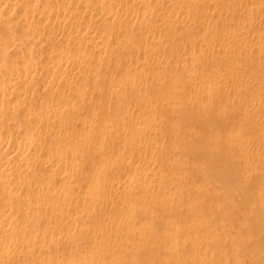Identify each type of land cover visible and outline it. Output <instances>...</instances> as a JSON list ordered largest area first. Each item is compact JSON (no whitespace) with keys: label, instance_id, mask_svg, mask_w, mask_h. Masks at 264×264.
<instances>
[{"label":"bare ground","instance_id":"1","mask_svg":"<svg viewBox=\"0 0 264 264\" xmlns=\"http://www.w3.org/2000/svg\"><path fill=\"white\" fill-rule=\"evenodd\" d=\"M16 1L7 0L0 7L1 26L7 22V19L4 18L13 15V8L18 5L14 4ZM53 1L52 8L47 5V2L43 1L47 5L45 6L39 0H30L32 8L28 10L24 9L28 12V15H22L18 25L24 31L26 29V33L24 32V35H20L19 38L17 37L16 41L13 40L14 38L12 41L7 40V42H2L3 38L0 40L2 43L0 45H4V48L1 46L3 49L0 48L2 49L0 50V80H2L1 78L7 79L0 81V264H48L52 255H50L51 251L56 252L57 247L63 242L66 243V240L73 242L77 235V238L79 237V234H75L78 229H81L78 221H68L70 215L63 216V211L66 212V209H70L76 212L78 203L79 205L80 203L86 205L90 204L91 199L94 197H106L107 194L103 196V192H107L108 196L106 200H101L98 203L99 205L96 204V207H101L100 210L105 204H114V208H117V206H120V208L121 206L125 207L124 212L122 208L120 209L123 213H120V211L117 213V220L127 224H132V216L136 212H163L165 209L182 206L185 194L181 190L168 191L167 194L169 195L166 199H160L154 195V192L165 191L164 189L168 188L174 180L178 182L179 178L184 177L186 173L183 170L182 163L173 155L171 156L166 153L168 150L172 151L173 149L174 153L177 149H182L180 144H175L174 142L178 138L179 127L174 121L172 123L171 120L177 119L182 111L187 113L190 116L189 118L196 119L195 111L200 108L205 110L203 105L193 99H187L186 101L179 99L181 93L179 90L174 89L167 94L165 99L150 101L144 93H155L157 89V86L153 83L154 78L148 74L149 68L153 65V63H149L152 60L153 47L148 46L149 41L147 42V40L140 43L135 42L131 38H121V35L125 31L132 37L141 35L152 24L158 29L164 28L167 31H170L175 25H189L192 27L195 24L197 25V20L194 23L193 19L185 18L181 13L183 10H186L185 4H168L166 6V13L155 15L149 10L137 9L134 5L146 7L155 5L160 8L161 6L164 7L165 3H168V0H128V3L134 4L132 6L128 5V3H123V0H59V3L63 4L62 6L58 5L56 0L55 2ZM192 1L199 2L200 6L205 5L204 8L200 7V9L209 10L207 13L211 12L210 10L231 5L230 2L226 4L225 0ZM24 4L22 3V5ZM73 7L78 8L80 11L75 8L77 12L75 10L73 12ZM19 9H16L17 12ZM200 9L197 10L196 8L198 14ZM245 9H248V13L253 17L245 21H238L237 31H232L231 29L221 31V33L219 31V39L223 44L221 46L232 54L237 53L234 47L242 49L243 55L246 58L249 57L250 62H252L251 55L255 53L257 56L254 59H256L255 62L259 65L258 69L260 70V68L264 67V33L255 40H251L250 36L252 35L249 34L248 30L250 25L256 24L261 13L264 12V2L261 5L255 4ZM21 10H23V7ZM245 11L247 12V10ZM17 12L16 15L19 13ZM196 12L194 10V13ZM209 14L211 15H207L211 16V18L205 16V14L203 17L212 19V13ZM201 16L202 12L199 17ZM195 17L198 18V16ZM213 20L215 19L213 18ZM209 21L208 27L212 24L211 20ZM9 24L7 25L9 26ZM252 27L254 28V26ZM103 29L107 34L106 38H103ZM18 30L21 34L19 28ZM212 30L213 32H211L214 35L215 32H218V29L215 31L212 28ZM9 31L11 32V29ZM9 31L5 30V32ZM206 31L205 29V33H207ZM57 35L63 36V39L66 38V46L62 45L63 39L62 42L61 40L59 42V44L62 43L61 45L65 47L64 49L61 47L57 48L56 44L58 45V43L54 44V41H57L55 40ZM200 35L198 38L201 41H203L202 38H207L204 32ZM203 35L204 37H202ZM107 36L108 43H106ZM207 36L211 38V35L208 34ZM151 37L148 36V38ZM212 38L214 37L212 36ZM152 39L155 40V38ZM161 39L158 38L156 41L158 46H161L164 42ZM219 39L218 41H220ZM218 43L220 44V42ZM87 44L90 47L92 46V49L102 57L101 64H103V61L107 64L113 61L119 63L121 57H114L117 50L139 54L141 56L139 57L145 61H143L141 69L135 70L134 75L136 74L141 80L146 75L149 78L146 77L144 83L141 84L119 80L114 84L112 83V85H108V87L110 86L108 88V93L110 94L106 93V95H111L114 100L112 101L118 107L105 104L109 101L103 103V94L99 97L97 96L98 94L100 95L103 88H99L96 92L97 99L93 93H90V88H84V85L87 87L88 84H84L83 88L79 86L78 75L82 73L81 71L88 70L91 64H89V57L78 56L79 52H77V57L72 55V47ZM114 45H116L115 50ZM70 48L72 51H70ZM39 49L46 51V54H53V56L49 58V55L47 57L45 55L46 59L41 62L42 52ZM238 57L241 58L242 55L241 57L238 55ZM99 58L97 59L99 60ZM94 69H90L91 73L94 72V74L92 73L93 76L89 78L90 84L91 79L96 83L95 79L99 76V71H97L98 75L96 76L97 73ZM97 70L99 69L97 68ZM73 72H77L78 75L75 73V76ZM44 74L49 79L45 78L47 82L45 81L46 83L41 84L39 87L37 82L41 77L43 78ZM71 74H74V77H71ZM232 75L229 72H215L212 76L214 91L223 94L229 93L233 98L244 97L243 102L249 108L248 111L243 110L234 101L227 100L226 105L232 110H237L243 116V119L259 121V126H261L262 123L264 124V111L262 114L259 106L264 100V87L262 88L263 96H259L258 94L257 96L250 97L247 96V88L244 86H230L231 83L217 81L218 79L231 81L234 78ZM258 75L256 74L253 78L248 79L245 82L247 86L259 90L261 83L259 84V77H256ZM262 76L264 75L262 74ZM41 82L43 83L42 80ZM19 85H22L21 87L24 85V87L21 88ZM89 86L93 87L92 85ZM105 88L107 89V87ZM203 88L206 89L204 85H197V89ZM54 89H58L62 95L64 93H76L77 96L78 94V103L73 105L70 101L71 98L67 99L68 95L60 99L57 92L54 95ZM51 94L55 96V99L57 97V99L52 101V97L49 96ZM17 98L23 99L18 103ZM40 99L44 100L39 101ZM73 99L75 97L72 98V102ZM87 100L89 101L86 103L88 107L90 104V106L97 108L92 112L93 117H98L99 114L103 116L100 126L93 125L95 123L93 122L95 121L93 117V123L88 120L90 112L88 113L86 107L84 109L77 106L79 103L80 106L82 102ZM125 100L127 101L124 102ZM133 101L138 102L139 105H133ZM34 102H38V104L35 103L37 105L36 108L31 105ZM128 104H132V106ZM103 105L105 106L103 107ZM32 106L34 109H31ZM159 111L164 114V118L156 116ZM166 117L170 118V120H166ZM78 120L82 125L77 124ZM25 126L29 128V131L24 136L19 137L17 135L18 132ZM261 128L263 127L261 126ZM241 131V126L232 129L227 135V140H235L239 137ZM260 137H251L244 143L236 144L240 152H250V150L259 148L254 152L255 155L250 153L251 155L246 158L248 165H254L256 159H259V162L264 161V147H261L264 143H262L264 135L263 138ZM94 139L100 141L99 143L97 141L96 154L101 156L103 154V159L101 157L102 160L97 165L98 167L92 170L91 176L87 175L92 181H95L96 185L89 187L85 193L86 195L84 197L81 195L82 198H79L74 194L73 190L79 187L80 183L86 179V176L79 170V166L86 162L87 159L90 160L92 158L91 156L87 158V149L91 150V148H95L91 147L92 145L94 146ZM165 140L171 141L165 144ZM115 150H117L119 156L117 155V158H115L116 161H109L108 157L106 158L105 156L108 151L112 153ZM113 155L110 154V156ZM113 157H111L112 160ZM126 160L129 162V165L133 166L132 178L124 182L118 176L112 178L117 169L128 165L125 164ZM96 163H94V166H96ZM162 165L168 169V172L171 171L166 181H160L154 175V172L159 171L158 167ZM43 173H48V175L44 176ZM259 173H261L260 170ZM178 175L180 177H178L177 181ZM263 177L264 173L262 175L259 174V184H261ZM54 178H57L58 181L61 180V183L65 181L71 190H68V188L63 189V185L58 186L60 189L56 188L53 185ZM248 178L249 176L247 175L243 177V180L247 181ZM259 190L257 199L259 202H264V190ZM209 193L211 195V192L205 187L198 188L197 190V194L200 196L207 195L206 197H209ZM134 204L137 207L132 206ZM96 207L92 208V211H97ZM210 207L209 209L215 210V208ZM81 213L83 214L84 212ZM56 216L61 218L60 221L62 223L68 222L69 231L72 232L70 236L68 232L65 233L67 235L65 241L63 240L64 232L60 230L61 228L56 227V224L53 225L54 221L58 223L55 220ZM197 220L200 226H206L203 217L198 216ZM259 221L262 223L260 219ZM148 227L146 223H142L140 220L136 233L141 235L146 232ZM260 227L259 237L264 236V227L263 225ZM102 232V230L96 229V231L90 230L89 233L96 237L103 235ZM224 232L225 236L228 237L225 240L213 238L212 235H208L207 233L201 237L189 235L187 239L194 246L201 245L203 238L211 240L217 246L234 247L238 245L236 247L239 248L240 252V248L242 249V245L244 246V241L239 239V237L235 238L233 236V229L231 228H225ZM42 233L45 235H41ZM177 249L174 245L169 247L170 252H175ZM263 255L259 254V257H261V262L259 263L261 264H264ZM59 258H56L58 260L55 264H107L103 263V258L97 254L89 257V260L86 257H80L79 259L77 257L69 258L66 261ZM238 260L233 261L227 256H222L217 259V262L219 264L244 263L241 259ZM202 261L194 259L191 264H203Z\"/></svg>","mask_w":264,"mask_h":264},{"label":"rangeland","instance_id":"2","mask_svg":"<svg viewBox=\"0 0 264 264\" xmlns=\"http://www.w3.org/2000/svg\"><path fill=\"white\" fill-rule=\"evenodd\" d=\"M16 1V0H15ZM21 1V3H20ZM30 0H17L16 3L18 4L14 10L13 8V15L7 16L4 19H7L6 23L1 26L0 25V40L3 38V41L10 40L12 41L19 38L20 35H24L26 32V29H21L19 25V20L22 18V15L27 16L28 12L26 10L32 8V4L29 2ZM42 4L47 2V5L49 7H52V0H39ZM44 1V2H43ZM57 4L61 5V2L59 3V0H56ZM228 4V2L231 3L229 7L226 5L225 7L216 8L214 10H210L212 13V19H206L205 16L211 15L207 13L209 10L200 9V7L204 8L205 5L200 6L201 4L196 1L192 0H168V3L160 8L155 5H149L148 7L143 5H137L136 6L133 3H128V0H123V3H128V5L132 6L134 5L135 8L140 10H149L155 15H161L162 13H166L167 5L173 4V3H182V5H186V10H183L181 13L186 17L193 19L194 23L195 20H197V25L195 24L193 27L189 25H175L171 28L170 31H167L166 29H158L153 24L150 25V27L143 32V34L138 36H130L126 31L123 32L121 35V38H131L135 42L143 43L147 40L148 46L153 47L152 48V60L149 61V63H153L152 67L149 68V76L154 78V85L157 86L155 93H144V95H147L150 101H155L158 99H165L167 94L171 90H179L181 95L179 99H182V101H186L187 99H193L197 103L204 106L205 110L197 109L194 114H196V119L189 118L190 116L182 111L180 115L177 117V119H172L171 122L174 123L179 127V135L178 138L174 140L175 144H180L182 147L181 150L177 149L173 153V149L168 150L166 153L173 155L180 163H182V167L184 168V172H186L184 177L177 176L179 181L174 182L166 189L165 191H157L154 192V195L160 199H166V197L169 195L167 194L168 191H174V190H181L185 194V198L183 199L182 206L178 208H169L163 210V212H136L132 216V224H127L120 222L117 220V213L120 211V213H123L125 210L123 206H117V208H114V204H105L101 207H96V204L101 200H106L108 193L103 192V196L106 195V197H94L91 199L90 204H82L79 203L76 206V212L70 209H66L63 211L64 215H70L68 217V221H78L79 226L83 230H79L75 234H79V237H75L76 239L73 240V242H68L67 235L65 233L68 232V235L72 232L69 231V224L68 222L62 223L60 220L61 218L57 217L54 221L53 225L56 227H59V229L64 232V241L66 240V243H62L60 246L57 247L56 252L54 254L53 251H51L50 255V262L48 264H55L58 259L57 257H61L59 259L61 260H68L69 258H80V257H86L89 260V257H91L93 254L100 255L101 258H103V263L107 264H191L194 259H200L203 260V264H219L217 262V259L222 256H227L231 258L233 261H237V259H241L244 263L242 264H261V257H259V254H264V236L259 237V227L263 225L264 227V202L257 199V194L259 189L264 190L262 185L264 183V177L262 178V182L260 183L259 174L262 175L264 173V161H260L259 159H256V163L254 165H248L246 163V158L252 154L255 155V151L259 149L258 147L254 150H250V152H240L237 149L236 144L237 143H244L247 141L248 138L251 137H260L263 138L264 135V124L262 123L261 126H259V121H254L252 119H243V116L237 111L232 110L226 105V101H234L238 103L243 110L248 111L249 108L244 104L243 98L244 97H232L229 93H221L218 91H214L213 87V79L212 76L215 72H226L233 74L234 77L231 81L228 80H220L218 79V82L228 83L230 86H236L241 85L247 88V96L253 97L257 96H263V90H264V67L259 68V65L255 62L256 59L255 53L251 55V61L249 57H245L242 53V49L239 47L235 48L238 55L241 57L239 58L238 55L232 54L228 52L224 47L219 39L221 31H237L238 27L237 24L238 21H245L246 19L253 17L248 13V9H245L246 7H250L253 5H261L263 4V0H225ZM7 0H0V7L3 6ZM25 2V4H24ZM55 2V0L53 1ZM22 3L24 5H22ZM44 3V5H45ZM49 3V4H48ZM56 4V6H57ZM200 4V5H199ZM45 5V6H47ZM55 5V3H53ZM31 6V7H30ZM23 7V10H21ZM20 8V9H19ZM53 8V7H52ZM76 7H73V12H77L79 10H75ZM162 8V9H161ZM199 10V14L197 13ZM16 9H19V13ZM26 9V10H24ZM75 10V11H74ZM194 10L196 13H194ZM203 10V11H202ZM247 10V12L245 11ZM15 11V14H14ZM80 11V10H79ZM214 11V12H213ZM216 11V12H215ZM16 12L18 13L16 15ZM22 12V13H21ZM158 14H157V13ZM202 12V16H200V13ZM204 12V13H203ZM219 12V14H218ZM234 12V13H233ZM21 13V14H20ZM25 13V14H24ZM217 13V15H215ZM195 14V15H194ZM208 14V15H207ZM214 14V15H213ZM235 14V15H233ZM250 16H249V15ZM220 15V17H219ZM233 15V17H231ZM15 18H13V17ZM195 16H198L195 17ZM222 16V17H221ZM261 17V18H260ZM259 17V20L257 18L256 24H252L249 26V34L251 40H255L258 36H261L262 33H264V12L261 13V16ZM13 18V19H12ZM24 18V17H23ZM200 18V19H199ZM203 18V19H202ZM205 18V19H204ZM208 18H211V16H208ZM213 18L215 20H213ZM263 18V19H262ZM211 20L212 26L209 25ZM10 22V24H9ZM81 22V21H79ZM263 22V23H262ZM9 24V26L7 25ZM12 24V25H11ZM89 24V23H88ZM262 24V25H261ZM259 28H258V26ZM254 26V28L252 27ZM257 26V27H255ZM7 27V28H5ZM20 29L21 34L19 33L18 28ZM263 30H262V28ZM213 29H218V32H215V35L212 34ZM3 29V30H2ZM9 31L11 29V32H5V30ZM17 29V31H16ZM205 29L207 30L205 33ZM211 32H209L208 31ZM263 31L261 32L260 31ZM77 30V29H76ZM75 30V31H76ZM6 33H4V32ZM74 31V30H73ZM220 31V33H219ZM259 31V32H258ZM25 32V33H24ZM204 32L206 34V39H199ZM251 32V33H250ZM119 33V32H115ZM219 33V34H218ZM223 33V32H222ZM5 34V35H4ZM211 35V38H209L207 35ZM219 36H218V35ZM258 34V35H257ZM106 32L103 29V38H106ZM154 37H153V36ZM255 35V36H254ZM257 35V36H256ZM13 36V37H11ZM61 36V35H59ZM58 39L55 38L54 41L58 43L56 44L57 48H65L63 46H66L65 43H67L66 38L63 39V36ZM148 36H152L151 38H148ZM212 36L214 38H212ZM254 36V37H253ZM5 37V39H4ZM204 37V35L202 36ZM252 37V38H251ZM147 38V39H146ZM152 38H155L153 40ZM158 38H162L161 40H164L163 44L158 46L156 44V41ZM64 41H63V40ZM151 41H150V40ZM198 41H197V40ZM212 39V40H211ZM218 39L220 41H218ZM63 43H60L59 42ZM108 40V36L106 39V43ZM153 40V41H152ZM194 40V41H193ZM215 40V41H213ZM197 41V42H196ZM200 41V42H199ZM220 42V44L218 42ZM194 42V43H193ZM196 42V43H195ZM193 43V44H192ZM0 44H2L0 42ZM63 46H62V45ZM151 44V45H150ZM0 48H4V45ZM88 47V49H87ZM87 45H76L73 46L70 51H72V55L77 57V52H79L78 56H87L89 57V64H91L90 68L85 71H81L79 77V86L80 88H83L84 84H88L87 88H90V93L93 95L96 94V92L99 90V88H103V91L98 94L97 96H103V103L115 106L113 102V98L108 93V85H112V83H116L119 80H126L133 82L135 84H141L144 83L146 80L145 78H149L147 75L142 80L134 73L135 70L141 69L143 65L144 59H141L139 54L131 53L129 51H122L117 50L114 54V57L120 58L119 63L118 62H111L109 64L105 63L103 61L102 63V57L99 56L93 49L92 46ZM114 50L116 48V45L113 46ZM112 47V48H113ZM2 48V49H3ZM0 49V50H2ZM85 50V52H84ZM238 50V51H237ZM39 51L42 52V60H45L48 55V57H52L53 54H46V51H42L39 49ZM207 51V53H205ZM210 53H209V52ZM240 51V52H239ZM23 52V50H22ZM44 52V54H43ZM24 53V52H23ZM206 54V56H205ZM46 55V56H45ZM233 55V56H232ZM45 56V57H44ZM140 56V57H139ZM92 57V58H91ZM100 57V58H99ZM253 57V58H252ZM99 58V60L97 59ZM237 59V60H236ZM248 59V61H247ZM91 60V61H90ZM98 60V61H97ZM244 62H243V61ZM101 61V62H100ZM152 61V62H151ZM239 61V62H238ZM255 62V64H254ZM155 63V64H154ZM238 63V64H237ZM250 63V64H249ZM252 67H251V66ZM255 66V68H254ZM256 66L257 69H256ZM99 71L96 74L97 78L95 79L96 83L93 79L90 80L91 84L89 83V78H91L94 74V72L91 73V70ZM97 68L99 70H97ZM91 69V70H90ZM88 72V73H87ZM146 72V73H147ZM260 73V74H259ZM74 74H71V77H74ZM75 74V76H76ZM91 74V75H90ZM258 75L256 77H259V90L252 88L251 86H247V83H245L248 79L253 78L255 75ZM52 75V74H50ZM49 75V76H50ZM90 75V77H89ZM88 76V77H86ZM95 76V77H96ZM262 76V77H261ZM51 77V76H50ZM86 77V78H85ZM49 79L47 78V75L44 74L43 78L41 77L39 79L37 84L39 87L41 84L46 83L45 80ZM263 78V79H262ZM3 80H7L6 78H1ZM100 79V80H99ZM262 79V80H261ZM87 80V81H86ZM101 83H99L98 82ZM46 81V82H45ZM263 81V82H262ZM87 82V83H86ZM99 83V84H98ZM204 85L206 89H197V85ZM25 85V84H24ZM23 85V87H24ZM92 85L93 87L89 86ZM263 85V86H261ZM20 87L22 85H19ZM18 86V88H19ZM43 86V85H42ZM21 87V88H23ZM107 87V89L105 88ZM92 88V91H91ZM263 88V90H262ZM106 89V91H105ZM55 90V91H54ZM53 93L54 95L57 92L58 97L63 99V96H67L68 98H71V103L75 105L79 101V95L76 93H70L72 97H70V94H63L59 92L58 89H54ZM158 90V91H157ZM52 93V94H53ZM88 94H90L87 91ZM49 95L51 100H56L55 96ZM62 96H61V95ZM56 95V96H57ZM61 96V97H60ZM95 95V97L97 98ZM73 102H72V98ZM48 98V97H47ZM58 98V99H59ZM18 103L21 101V98H17ZM66 99V98H64ZM98 99V98H97ZM6 100V99H5ZM43 101L44 99H40L39 101ZM46 100V99H45ZM50 100V98H49ZM113 100V101H112ZM263 100V98H262ZM38 101V102H39ZM125 100L124 102H126ZM38 102H34L33 105L35 108L38 104ZM89 101L82 102V104L79 106V108L85 107L88 109V113L90 112V116L88 115V120L90 122L93 121V118L95 119L94 126H100L101 121L103 120V116L98 115V117H93L92 112L95 111L97 108L90 106H87L86 103ZM123 102V103H124ZM133 105H139L138 102H132ZM138 103V104H137ZM84 104V105H83ZM129 106H132V104H128ZM32 106L31 109H34ZM105 105H103L104 107ZM199 107V106H198ZM197 108V107H196ZM259 109L264 111V100L262 101V104L259 106ZM85 113V112H83ZM159 118H164V114L162 112H157L156 114ZM93 117V118H92ZM264 117V114H263ZM92 118V120H91ZM166 120H170V118L166 117ZM177 120V121H175ZM97 121V122H96ZM88 122V123H90ZM92 122V123H93ZM77 124L82 125L79 120L77 121ZM84 124V123H83ZM90 125V124H89ZM92 125V124H91ZM84 126V125H83ZM103 126V125H102ZM241 126L242 131L235 140L228 141L227 135L236 127ZM29 131L28 127H24L22 130L18 132V136L22 137ZM264 139V138H263ZM95 140V139H94ZM96 139L93 143L91 148L87 149V158H90V160L87 159L86 162L82 163L81 166H79V170L81 173H83L84 176H86V179L83 180L80 183V186L75 188L73 190L74 194L77 195V197L82 198L84 197L89 187L95 186V181L91 178H89L87 175L91 176L92 170L96 169L99 165V162L103 159V154L98 155L96 154V145L98 147V141ZM171 141V140H170ZM169 140H165V144H168L170 142ZM264 141H262L263 143ZM179 147V148H180ZM261 147H264V143ZM95 151H94V150ZM171 151V153H170ZM94 152V153H93ZM110 151H108L109 153ZM105 156L109 161H116L115 158H117V150L110 152L109 154ZM92 154V155H90ZM113 155V156H110ZM116 156V157H115ZM119 156V155H118ZM98 157V158H97ZM102 157V159H101ZM113 157V160L111 159ZM95 159V161H94ZM118 160V159H117ZM92 163H90V162ZM89 162V164H88ZM97 162L94 166V163ZM87 163V164H86ZM125 167H120L117 169L113 175V177L118 176L121 181H128V179L132 178V165H129V162L125 161ZM137 164V163H136ZM134 165V164H133ZM262 165V166H261ZM131 166V167H130ZM95 167V168H94ZM160 167V168H159ZM158 170L155 171L154 175L157 179L160 181H166L168 180V175L171 172H168V169L162 165L159 166ZM161 169V170H160ZM157 170V169H156ZM259 170L261 173H259ZM46 173V172H45ZM44 174V176L48 175ZM118 173V174H117ZM249 176L247 181L243 180V177ZM175 176V175H174ZM167 177V178H166ZM176 177V176H175ZM90 179V180H89ZM57 178L53 179V185L56 186V188L60 189L59 187L63 185V189H70L69 185L66 184L65 181L57 180ZM241 181V182H240ZM94 182V183H93ZM68 185L66 187V185ZM59 186V187H58ZM261 186V187H260ZM165 187V186H164ZM211 192L208 194L209 197L206 196H200L197 194L198 188H203ZM61 188V189H62ZM71 190V189H70ZM77 193V194H76ZM82 195V197H81ZM95 203V204H93ZM82 204V205H81ZM95 205V206H94ZM106 206V207H105ZM134 207H137L132 205ZM211 206V207H210ZM97 209V211H92V208ZM210 208H215V210H211ZM262 212H260V210ZM99 211V212H98ZM101 211V212H100ZM117 211V212H115ZM81 212H84L83 214ZM86 213V214H85ZM116 213V214H115ZM115 214V215H114ZM198 216H201L205 219L206 226H200L197 218ZM260 216V218H259ZM263 216V217H262ZM61 217V216H60ZM262 217V218H261ZM59 218V219H58ZM259 219L262 221V223L259 221ZM142 221V223H146L149 227L146 230L145 233L139 235L136 233V228L139 224V221ZM69 222V223H70ZM262 224V225H260ZM231 228L233 229V236L235 238L242 239L244 241V246L242 245V249L236 246H217L216 244L212 243L211 240L207 239L205 240L203 238V243L199 246H194L191 244L187 237L189 235L192 236H198L201 237L205 233L208 235H212L213 238L225 240L228 237L225 236V228ZM261 228V227H260ZM96 229L102 230L101 236H94L91 235V231H96ZM89 230V231H87ZM235 232V233H234ZM41 235H45L42 233ZM237 236V237H236ZM171 245L176 246L177 251L170 252L169 247ZM260 247V248H259ZM260 250V252H259ZM53 252V253H52ZM244 256H243V254ZM55 255V256H54ZM211 255V256H210ZM242 257H241V256ZM264 256V255H263ZM56 257V258H54ZM234 258V259H233ZM236 258V259H235ZM244 258V259H243ZM238 260V261H239ZM239 264V263H238ZM241 264V262H240Z\"/></svg>","mask_w":264,"mask_h":264}]
</instances>
